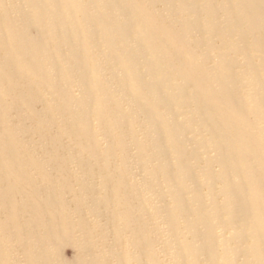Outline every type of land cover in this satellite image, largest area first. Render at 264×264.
<instances>
[{"label":"rangeland","instance_id":"obj_1","mask_svg":"<svg viewBox=\"0 0 264 264\" xmlns=\"http://www.w3.org/2000/svg\"><path fill=\"white\" fill-rule=\"evenodd\" d=\"M256 27L242 0H0V264H264Z\"/></svg>","mask_w":264,"mask_h":264},{"label":"bare ground","instance_id":"obj_2","mask_svg":"<svg viewBox=\"0 0 264 264\" xmlns=\"http://www.w3.org/2000/svg\"><path fill=\"white\" fill-rule=\"evenodd\" d=\"M243 6L247 13V18L251 20H255L257 23L256 29H261L264 32V0H242ZM264 67V62H263ZM1 76H6L5 69L0 70ZM224 98V96L222 97ZM8 134H3V137H0V162L5 166L3 174L4 176H8L11 179L17 178L20 172V168L18 166V156L10 155L6 152V150H3L2 144H4V140L8 139ZM2 149V150H1ZM259 196V193H258ZM263 205L261 202V199L259 200V203L257 202L256 206ZM41 206V205H40ZM38 208V207H37ZM39 219H49L48 225L51 233L56 234L61 232L62 230H66V228H62L61 225L58 223H55L53 220L55 218V210L52 206L47 207L46 210L40 211L39 213ZM50 217V218H49ZM51 221V222H50Z\"/></svg>","mask_w":264,"mask_h":264}]
</instances>
